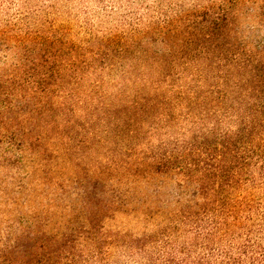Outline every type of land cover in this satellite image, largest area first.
<instances>
[{
  "label": "rangeland",
  "instance_id": "1",
  "mask_svg": "<svg viewBox=\"0 0 264 264\" xmlns=\"http://www.w3.org/2000/svg\"><path fill=\"white\" fill-rule=\"evenodd\" d=\"M264 240V0H0V264H186Z\"/></svg>",
  "mask_w": 264,
  "mask_h": 264
},
{
  "label": "trees",
  "instance_id": "2",
  "mask_svg": "<svg viewBox=\"0 0 264 264\" xmlns=\"http://www.w3.org/2000/svg\"><path fill=\"white\" fill-rule=\"evenodd\" d=\"M186 264H264V240L248 236L235 254L208 251L194 262Z\"/></svg>",
  "mask_w": 264,
  "mask_h": 264
}]
</instances>
